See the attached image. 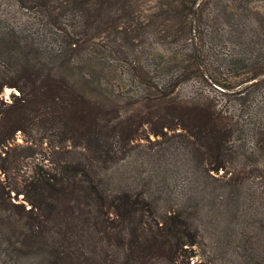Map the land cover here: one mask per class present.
Instances as JSON below:
<instances>
[{"label": "trees", "instance_id": "trees-1", "mask_svg": "<svg viewBox=\"0 0 264 264\" xmlns=\"http://www.w3.org/2000/svg\"><path fill=\"white\" fill-rule=\"evenodd\" d=\"M13 1L0 264H264V0Z\"/></svg>", "mask_w": 264, "mask_h": 264}, {"label": "rangeland", "instance_id": "rangeland-1", "mask_svg": "<svg viewBox=\"0 0 264 264\" xmlns=\"http://www.w3.org/2000/svg\"><path fill=\"white\" fill-rule=\"evenodd\" d=\"M153 1L154 0L150 1V4L153 3ZM256 9H258L259 12H263L264 11V4H262V3L257 4ZM29 14L30 13L28 11H25V10L21 9L20 7H18L17 4H15V2L13 0H0V18L8 20L9 23H11L13 25L15 24V25L23 26V25L28 24L31 21H33V19H31L32 17H30ZM206 87L207 86L205 83L198 84L196 81H191V82H188L185 85H183V87L181 88V92L183 94H191L194 91H197L201 88H204L206 91H209L210 88L207 89ZM11 91H12V89L5 87L3 92L1 93L2 97L6 101H9ZM152 140H154V138H152ZM31 142H32L31 140L28 142H24V136H22L21 134L17 135V139L15 141V143H20V144H22V146L32 144V147L35 148V145ZM44 145H45V143H44ZM43 147H45V146H43ZM39 149H41V148L38 147L37 150H39ZM34 152L35 151H32V152L29 151L28 152L29 158L26 160V164L31 165V163L34 160L35 161L37 160L36 157L34 158V156H36V154H33ZM225 242L227 243L226 248H227L228 252L231 254V245L227 241H225Z\"/></svg>", "mask_w": 264, "mask_h": 264}]
</instances>
